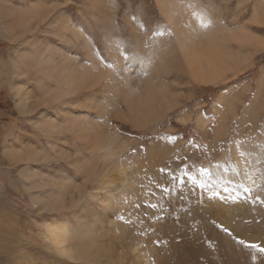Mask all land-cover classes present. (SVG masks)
<instances>
[{
    "label": "rangeland",
    "instance_id": "374dc122",
    "mask_svg": "<svg viewBox=\"0 0 264 264\" xmlns=\"http://www.w3.org/2000/svg\"><path fill=\"white\" fill-rule=\"evenodd\" d=\"M165 1L228 56L223 79L144 63L142 46L176 38L161 0H0V264H264V0ZM46 45L85 79L93 50L108 75L67 92L32 56ZM72 116L122 149L93 158ZM55 222L65 238L48 236Z\"/></svg>",
    "mask_w": 264,
    "mask_h": 264
},
{
    "label": "bare ground",
    "instance_id": "6f19581e",
    "mask_svg": "<svg viewBox=\"0 0 264 264\" xmlns=\"http://www.w3.org/2000/svg\"><path fill=\"white\" fill-rule=\"evenodd\" d=\"M40 3H42V2H40ZM159 4H161L163 10L165 9L169 19H171L173 21V25L176 28L175 33H177L176 38L174 41L172 40V42L168 41V43H166L167 41H165L164 39H161L160 41H153L152 47L149 49H145L144 46H142L139 50H140V53H141L143 59L145 60L144 63L145 64H154L153 61L155 60L156 61L155 64H159V67L175 68V69L177 67L183 68L189 73V76L196 82L215 83V82L223 79L224 74L226 72V69L230 65V64L229 65L227 64L228 63L227 62L228 56H225L224 55L225 53L223 54L222 51L219 50V48H217L216 44H212V43L205 44V42H203V40H202V43H204V45H201L200 43L196 42V40L194 39L195 38L194 29L196 30L197 27L194 24L192 25V23H193L192 20L191 21L189 20L186 22L187 18L184 15H183L184 18L178 17L179 19H177L175 17V10L170 9L169 6H166V1L164 2V6L162 5V0ZM165 7H167V8H165ZM16 10H17V7H16ZM51 10L52 9L49 7V5L46 6V4H45L44 7L37 10L38 12H36L35 16L37 17V19H39L41 21H46V20H48V18L50 16ZM177 10H178V8H177ZM106 12H108V11H106ZM16 14H17V12H16ZM24 15L26 16L27 14H24ZM29 16L32 18L31 15H27V18H30ZM35 16H33V18H36ZM255 17H259V10H257V12L255 13ZM99 19H101V18H99ZM188 19H192V17L188 18ZM102 20H103V18H102ZM259 20H261V17ZM256 21H258V20H256ZM59 27L61 29L63 28V30H65V31L71 30V29L72 30L74 29L75 32L77 31L69 23L68 20H64L62 23H60ZM103 27H106V26H103ZM243 30L244 29L242 28L239 32L231 33V36H233L234 40L238 41L239 44H240V42H242V40L240 39L241 36L242 35L244 36ZM76 34L78 35V31ZM135 36L138 39L137 35H135ZM210 36H207V37H210ZM213 36H211L212 39H213ZM237 37H239V38L237 39ZM76 39L78 41H81L80 38H76ZM200 39H202V38H200ZM212 39H211V41H212ZM228 41H229V39H228ZM83 42L87 43L85 40ZM138 42L140 43V45H142L140 39H138ZM216 43H218V42L216 41ZM164 45H166V46H164ZM220 45H221V43H220ZM87 49H89V48H87ZM43 50H44L43 54L40 53L41 56H39L38 52H36V51L33 53L34 55H32V56L35 58L37 57V59H38V60H36L38 62L37 64H45L44 74L45 73L47 74V76L46 75L45 76L49 77V78L55 76L56 77L55 80L59 79L60 81H62V83H64L68 89L67 92H71L74 89L76 90L79 88V86H81L85 89H87L88 87L94 88V86H96L98 83H101L100 81H98L99 79L101 80L103 78V76L108 75V73H107L108 71H106V70L104 71L102 69L103 66L100 65L99 61L95 57L93 50L89 49L90 53L88 52V56L91 57L92 63L97 64V65H96V67L93 68V70L89 71V73L92 77L89 79H85V75H83L88 70L86 67L81 66V64H85V63H82L77 58L70 57L69 54L63 53L59 49H56L55 47L47 46ZM58 52H61V54H58ZM35 58H33V59H35ZM40 69H42V68L40 67ZM118 84H119V87H118L117 91H118L119 95H122L124 102L126 101L127 104L130 105V101L132 100V96H131L132 94H130V90L128 88V85L124 84V83L122 84L121 82ZM53 92H56V90ZM59 94H60V92H58V90H57L55 95L58 96ZM52 97H53V95H52ZM57 98L58 97H56V99ZM139 99H141V98H139ZM147 100H149V99H147ZM142 101H143V99H142ZM82 105H88V103L83 102ZM136 115H137V113H136ZM47 120L50 121L49 122L50 125L54 124V122L51 119L50 120L47 119ZM86 122H87L86 120L80 119V121H79L78 118L72 116L71 119L67 120V127L69 130L70 129L73 130V132H75V135H78L79 137L82 138V140L84 139L87 143L92 145V147L90 145L89 146L94 151L96 150L98 153L93 158L97 159L100 157H104L105 160H106V158L107 159L114 158L115 155L119 152V150L122 149V146L120 145V141L117 140L118 138L113 136L112 134H108L109 131L107 132V130L104 128L103 125L94 123V125L92 124V126L88 127L85 125ZM89 123H91V121ZM92 161H93V159H92ZM81 162L79 163L80 171H86L87 170L86 164L83 162L85 165V167H84V165L83 166L81 165ZM78 198H79V196H78ZM236 225H238V224H236ZM240 226H241V224H239L238 227H240ZM49 232L51 234V235H48L49 237L52 236L53 238H56V239L57 238L63 239V238H65V236L68 235L69 228L66 226V224L55 222V223L49 224ZM51 241H53V240H51ZM55 243H54L55 245L58 244L57 242H55ZM60 243H62V242H60ZM63 243H64V240H63ZM63 243H62V246H63ZM60 246L58 245V247H60ZM70 247L71 246H69V250H70ZM63 249H64V247H63ZM63 249L61 250V248H60V251H64ZM79 256H80V254H79Z\"/></svg>",
    "mask_w": 264,
    "mask_h": 264
},
{
    "label": "snow or ice",
    "instance_id": "6c2138e0",
    "mask_svg": "<svg viewBox=\"0 0 264 264\" xmlns=\"http://www.w3.org/2000/svg\"><path fill=\"white\" fill-rule=\"evenodd\" d=\"M225 231H227V229H225ZM239 243L243 244L244 241L243 240H240ZM252 247H258L257 245H251ZM261 251H264V249H260Z\"/></svg>",
    "mask_w": 264,
    "mask_h": 264
},
{
    "label": "crops",
    "instance_id": "0c3cea01",
    "mask_svg": "<svg viewBox=\"0 0 264 264\" xmlns=\"http://www.w3.org/2000/svg\"><path fill=\"white\" fill-rule=\"evenodd\" d=\"M255 5H256V7H255V8H256L255 11L257 12V10H258V5H259V4H255Z\"/></svg>",
    "mask_w": 264,
    "mask_h": 264
}]
</instances>
